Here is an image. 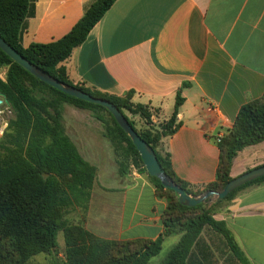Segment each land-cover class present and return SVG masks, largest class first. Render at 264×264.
<instances>
[{
	"label": "crops",
	"instance_id": "crops-1",
	"mask_svg": "<svg viewBox=\"0 0 264 264\" xmlns=\"http://www.w3.org/2000/svg\"><path fill=\"white\" fill-rule=\"evenodd\" d=\"M96 1L37 0L24 48L62 39ZM61 65L75 84L114 96L134 91V103L156 111L154 125L171 118L181 91L180 128L162 146L176 177L204 189L217 181L219 141L245 105L264 99V0H116ZM134 121L145 128L139 117ZM260 145L248 149L258 153L251 164L245 163L248 154L239 160L246 149L238 154L233 177L264 165ZM106 147L96 140L83 154L95 164L98 149L104 150L110 166L100 179L118 174ZM120 184L103 189L119 198L108 200L101 221L106 235L99 237L156 241L164 232L166 201L145 176L128 174ZM215 218L227 224L251 264H264V184L243 189Z\"/></svg>",
	"mask_w": 264,
	"mask_h": 264
},
{
	"label": "trees",
	"instance_id": "trees-1",
	"mask_svg": "<svg viewBox=\"0 0 264 264\" xmlns=\"http://www.w3.org/2000/svg\"><path fill=\"white\" fill-rule=\"evenodd\" d=\"M36 2L0 0V36L26 60L59 81L115 104L140 137L154 149L169 177L187 195L198 198L207 191L221 192L233 179L230 173L238 154L264 142L263 99L245 105L233 129L219 141L221 163L217 181L204 189H191L176 177L170 154L162 146L163 139L173 136L180 128L177 120L184 103L181 91L171 118L156 128L152 122L156 111L149 105L134 103V91L114 96L81 83L75 84L61 65L87 40L116 0H97L62 39L24 48L23 34L28 29L29 19L35 16ZM5 68L8 72L6 81L0 79V93L6 96L14 119L0 141V264H29L35 256L51 255L58 247L60 232L64 233L66 246L65 262L61 264H151L161 253L165 240L173 236L181 238L162 264H217V253L225 257L226 264H251L224 221L202 210L203 204L192 208L181 205L174 191L165 189L159 179L150 175L158 195L165 191L176 197H168L164 232L156 241L104 240L82 226L68 225L63 220L67 211L76 207L88 209L97 168L81 156L65 132L63 112L66 104L92 110L104 125L105 137L110 140L115 155L123 158L125 148L147 172L145 165L129 136L105 108L73 98L41 82L0 49V71ZM101 111L109 114L113 124L100 116ZM126 112L139 117L145 128L137 129ZM124 163L123 159L118 161L122 175L127 174ZM258 184H264V177L240 187L220 203H228L243 189ZM196 210L202 211L200 215L183 223L175 218L178 213ZM176 225L178 229L175 230Z\"/></svg>",
	"mask_w": 264,
	"mask_h": 264
},
{
	"label": "rangeland",
	"instance_id": "rangeland-1",
	"mask_svg": "<svg viewBox=\"0 0 264 264\" xmlns=\"http://www.w3.org/2000/svg\"><path fill=\"white\" fill-rule=\"evenodd\" d=\"M7 72H8L7 68L0 71V79L1 80L6 81ZM0 108H1V110H0V141H1L5 135L6 130L9 127L10 121L14 119V114L11 111L9 102H8V104L3 103L0 106ZM99 114L107 122L113 124L112 119L108 113L101 111ZM125 114L128 116L129 119H131L133 121H134V118H137V117H133L128 112H126ZM135 124H136L137 129H140V130L144 129L139 124V122H135ZM162 124H163V122L160 123L159 125L155 124L154 126L157 128V127H160ZM63 125L65 128L66 134L74 142L79 153L81 154V156L84 159H85V157L83 156V154H85L86 151H88L90 149L89 145H91V143L93 141H96V140L105 141L109 144V146H111L110 140L105 137L106 132H105L104 125L99 120H97V118H96V116L92 110L79 109L73 105L66 104L64 106V112H63ZM263 143L264 142L260 143L261 145L260 144H257V145H260L259 147H264ZM124 146L127 147L126 144ZM254 146H256V145H254ZM111 147H109V148L106 147L105 150L108 152V150L112 149V151L115 154V151ZM251 147H253V146H251ZM251 147L246 148V150L244 149L245 152H243V154H241L239 156L240 157L239 160H241L244 158L242 156H246V154H248L246 156L247 159L245 161L246 165L254 162L255 158L258 156V153L256 150L252 149V150L248 151V149H250ZM124 151L125 152L122 155V156H124L123 158H118L115 155V157H116L115 163L116 164H113V167H114V165L116 167H118V174L109 175V178L107 177V179L105 177H104V179H100L102 173L105 174L106 169H109V166H110L109 165L110 160L108 162L107 155L105 154L104 150H101L100 148L98 149L97 155H99V158H98L99 161L95 164H93V163H91L85 159L87 162H89L90 164H92L93 166H95L97 168L96 182L94 184V188H93L92 196H91V200L93 198V205L90 208V204H89V207L87 210H83L79 207H76L74 209L72 208L69 211H67L63 220H65L68 225L82 226L86 230H88L89 232L94 234L96 237H99L100 235H102V233L105 236L106 235V230H105L106 228L101 227L102 226L101 221L105 220L107 217V214H106L104 209L106 207V204L108 203V200L113 202L119 198L117 194H112L110 191L106 192L105 190H103V189H105V187L109 188V186L119 185L121 182L124 181V179H126L128 177V174L134 175V177H136L138 175L145 176L146 179L149 180L151 182V184L155 187L153 181L150 179L148 172H144L143 166L138 161H136V162L134 161L135 159H134L133 155H131V153H129L128 150H125V148H124ZM99 152H100V154H99ZM252 154H253V156H252ZM236 158H235V160H236ZM120 159H121V161L123 159L125 162L124 166L127 170L126 175H122L119 171L118 161H120ZM235 160H234V162H235ZM234 162H233V165H234ZM239 170H241V172H242V169H239ZM250 170H253V169H246L243 173L250 171ZM243 173H240L237 171L236 175L240 176ZM230 176L233 179L236 178V177H233L231 175V173H230ZM108 193H110V194H108ZM159 195H161L162 198L166 201V205H167L166 210L168 209V206H169L168 197H172L173 199L176 198L172 192L163 191V192L159 193ZM216 199H217V197H213L210 201L208 200L205 203H203V209H202L204 211H209L211 214L214 215V217H216L218 214H220V212L224 209V207L226 205V203L216 202ZM90 203H91V201H90ZM90 210H92V211H90ZM111 211H113V207H112ZM201 212L202 211H200V210H196V211H190V212L185 213V214H179L178 213L175 216V218L180 223H183L186 219H190L192 217L200 215ZM112 216H113V214H112ZM107 223H109V222H107ZM110 223H113V219L110 221ZM174 229L175 230L178 229V225H176V227L174 226ZM204 236H207L206 233ZM99 238H101V237H99ZM180 238H181L180 236H173L172 238H167L164 242L161 253L157 257H155L151 260V264H162L163 261L167 258L170 251L177 244V242L179 241ZM206 238L208 239V237H206ZM101 239L107 240L105 238H101ZM108 240H110V239H108ZM57 241H58V247L51 253V255L40 254L38 256H35L29 262V264H61L62 262H65L66 246H65V238H64L63 232L59 233ZM113 241H118V240H113ZM215 260H216L217 264H226L224 262L225 257H222L219 253L216 254Z\"/></svg>",
	"mask_w": 264,
	"mask_h": 264
},
{
	"label": "water",
	"instance_id": "water-1",
	"mask_svg": "<svg viewBox=\"0 0 264 264\" xmlns=\"http://www.w3.org/2000/svg\"><path fill=\"white\" fill-rule=\"evenodd\" d=\"M0 49L15 63L20 65L23 69H25L27 72H29L32 76H34L41 82L66 95H69L78 100L101 106L105 108L108 112H110V114L115 119L116 123L129 136L133 145L136 147L148 174L151 177L159 179L165 189L174 191L178 197L179 203L183 206L189 208L196 207L200 204L205 203L208 200L210 201L213 197H217L216 202H221L240 187L254 180L264 177V166H261L253 170L247 171L242 175L232 179L221 192L207 191L198 198L189 196L169 177V175L159 163L154 149L140 137V135L135 131V129L132 127V125L129 123V121L126 119V117L122 114V112L117 108L115 104L108 100L93 97L92 95L76 88L75 86H70L59 81L58 79L54 78L50 74L46 73L39 67L26 60L1 36ZM3 103L8 104V100L5 95L0 94V106Z\"/></svg>",
	"mask_w": 264,
	"mask_h": 264
}]
</instances>
